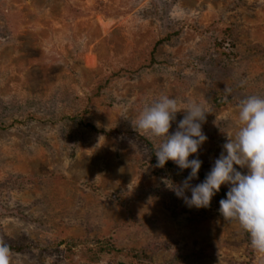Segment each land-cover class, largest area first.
Listing matches in <instances>:
<instances>
[{
    "label": "rangeland",
    "instance_id": "rangeland-1",
    "mask_svg": "<svg viewBox=\"0 0 264 264\" xmlns=\"http://www.w3.org/2000/svg\"><path fill=\"white\" fill-rule=\"evenodd\" d=\"M161 95L207 108L201 183L238 131L240 101L264 98V0H0L10 264H264L218 213L228 186L206 209L166 186L190 169L155 167L162 138L131 124Z\"/></svg>",
    "mask_w": 264,
    "mask_h": 264
},
{
    "label": "clouds",
    "instance_id": "clouds-1",
    "mask_svg": "<svg viewBox=\"0 0 264 264\" xmlns=\"http://www.w3.org/2000/svg\"><path fill=\"white\" fill-rule=\"evenodd\" d=\"M230 91L225 88L226 93ZM181 111L185 114L170 134L176 114ZM207 114L202 103L191 102L182 108L177 99L161 95L132 119L131 124L138 134L162 138L155 152V167L164 168L171 161L180 170L190 169L180 184L170 181L172 187H169L166 183L187 207L209 208L221 188L228 186L226 198L219 201V215L224 220L238 222L250 236L251 247L264 254V98L249 96L240 101L238 131L234 137L227 135L211 170L201 183L193 185L191 182L199 178L202 167L198 153L208 140L202 129ZM237 166L247 169V173L243 174ZM187 192L191 193L190 197ZM0 264H10V250L6 245H0Z\"/></svg>",
    "mask_w": 264,
    "mask_h": 264
},
{
    "label": "trees",
    "instance_id": "trees-1",
    "mask_svg": "<svg viewBox=\"0 0 264 264\" xmlns=\"http://www.w3.org/2000/svg\"><path fill=\"white\" fill-rule=\"evenodd\" d=\"M201 177L204 179L205 177H203L202 175H201ZM220 192L221 193H224V191H222V190H220ZM225 198H226V195H225ZM8 248H10V247H8Z\"/></svg>",
    "mask_w": 264,
    "mask_h": 264
}]
</instances>
